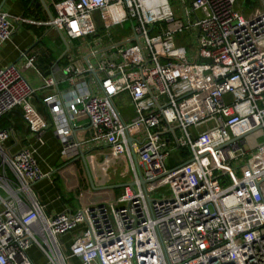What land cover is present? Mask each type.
Returning <instances> with one entry per match:
<instances>
[{"label":"built area","instance_id":"built-area-1","mask_svg":"<svg viewBox=\"0 0 264 264\" xmlns=\"http://www.w3.org/2000/svg\"><path fill=\"white\" fill-rule=\"evenodd\" d=\"M37 3L44 22L0 9V45L42 25L62 40L64 64L42 74L27 51L0 68V119L19 110L39 146L51 130L92 191L117 186H107L117 167L130 179L116 198L80 192L79 208L45 217L33 185L50 174L33 147L4 149L14 130L0 129V264H35L32 246L42 264H66L57 238L78 227L69 256L80 264H264V0H175L180 18L169 0ZM127 22L129 35L112 32ZM29 69L54 91L48 118L30 103Z\"/></svg>","mask_w":264,"mask_h":264},{"label":"crops","instance_id":"crops-1","mask_svg":"<svg viewBox=\"0 0 264 264\" xmlns=\"http://www.w3.org/2000/svg\"><path fill=\"white\" fill-rule=\"evenodd\" d=\"M44 1L51 4V2H57L58 0ZM0 7L2 11L8 12L13 16H23L24 18L33 22L46 21V16L43 13V7L37 3V0H30V2L27 1L26 5L20 0H0ZM47 31L48 29L45 26L30 23L15 27V32L11 38L7 42L0 45V68L11 64H15L18 67L23 65L24 61L21 57V53H27V51H33L38 54L36 63L38 70L42 74H47L49 70L55 66H62L64 64V61L61 57L63 51L60 53L52 52V50L47 45L48 42H50L49 40L47 44L46 42L44 45L42 44L44 39H57L53 33L50 35L47 34ZM30 70L31 69L28 71L26 70L24 72V76L26 80H28L31 87L38 91L35 97L30 100V103L38 111V113H40L44 118H48L46 109L42 105V100L44 97L52 94L54 91L43 89V84L39 76L30 72ZM6 116H8L6 120H0V129H3L5 126L12 128L14 130V140H11L9 143H5L3 148L10 150L11 153H15L22 148L28 146L33 147L36 151V158L41 169L44 173L48 172L50 174L48 178H44L33 185V191L37 200L42 206V213L45 217H51L63 211H74L79 208L82 203L79 198L80 192H83V194L88 193L89 197L92 199L93 197H96L95 200H92V202L99 201L101 197L104 198L101 196L104 193L113 199V191L110 188H107L106 190L93 191L89 189L90 186L87 179L85 176L83 177L80 174V171L77 168V166H80V168H82V170L85 172L82 163L78 160H66L60 156V143L55 138L51 130H48L44 134V144L39 146L35 142L33 136L27 131L26 126L20 116L19 110H15ZM89 134L90 133L86 129L80 130L78 132V137L80 139H85L89 136ZM62 167H66L64 172H61L62 174L59 172V174L63 176V181L64 178H66L65 172L74 168L78 185H81L79 188L76 186V184L70 189L66 188L62 182L58 180L55 170H58V168L60 169ZM85 180L86 184L84 183ZM82 187H86L84 188L86 190L80 191ZM71 189L75 192H79L78 196L72 197L70 195L72 191ZM80 230L81 227H78L76 230L57 238L59 249L65 258L66 264H80L79 260L70 258L69 256V247L73 239L77 236V234L80 233ZM28 255L35 264H42L44 262V258L36 246H32L28 250Z\"/></svg>","mask_w":264,"mask_h":264},{"label":"rangeland","instance_id":"rangeland-1","mask_svg":"<svg viewBox=\"0 0 264 264\" xmlns=\"http://www.w3.org/2000/svg\"><path fill=\"white\" fill-rule=\"evenodd\" d=\"M48 4H49V2H47ZM169 3H170V5H171V8L173 9V11H175L176 12V14H178V11H176V4H175V0H169ZM49 9H50V11L52 12V10H53V8H52V6H51V4H49ZM178 18H180V14H178V16H177ZM29 20V19H28ZM36 21H40V20H36ZM160 25H162V24H157L156 26H160ZM150 27H148V29H149ZM112 32H117V34H121V35H124V36H126V35H129L130 34V24H129V22H127V23H125L124 24V26H123V29H121L120 27H117V28H114V29H112ZM188 34V39L187 40H185V42H182V40H181V42L183 43V44H185V45H187V42H190L191 40H193V35H191L190 36V34L189 33H185V34H183V35H187ZM181 38V36L179 37H177V40H179ZM55 39V38H54ZM48 40L50 41V42H48ZM45 42H46V44H47V42H48V46H49V48L52 50V52H57V53H60L61 51H63V47H62V40L61 39H55V40H52V39H50V38H48V39H44V41H43V45L45 44ZM193 45H194V41H193V43H192ZM62 48V49H61ZM189 50V49H188ZM192 54H193V49H192ZM189 58V57H188ZM189 62L191 63L192 62V60H189ZM30 72H32V73H35L33 70H30ZM114 104H115V106H116V108L118 109V111H119V113L121 114V116L123 117V119L126 121V122H128V121H130V119L134 116V113H133V107H132V105H131V103H130V100H129V98L126 96V95H121V96H119V97H117V98H115L114 99ZM83 118H81V119H79L78 120V122H80V124H85V122H86V119H83ZM60 143V142H59ZM60 149H61V144H60ZM255 153H252L251 155L253 156ZM179 156H180V153H174V154H172L171 155V157L168 159V160H166V162H165V166H166V168L167 169H171V168H173V167H175V166H177V165H179L180 164V161L179 160H176L177 158H179ZM245 159H242L241 161H244ZM236 164H233V167L235 166ZM77 168L79 169V171H80V174L84 177L85 176V173H84V171L82 170V168H80V166H77ZM64 169H66V167H62V168H58V170H55V173L57 174V176L56 177H58V180L59 181H61L62 182V184L66 187V188H72V187H74L75 186V184H76V186H78V188H79V186H81V185H78V181H77V179H76V175H75V171H74V168H72V169H69V170H67L66 172H65V177L66 178H64V181H63V176L61 175L63 172H64ZM117 175H116V177L115 178H111L110 179V181H108V185L107 186H110V184L111 185H118V184H121V183H123V182H126V181H128L129 179H130V177H127V178H122L121 177V174H120V172H121V167H117ZM240 170H242V169H240ZM59 172L61 173V174H59ZM113 176V175H112ZM111 176V177H112ZM86 177V176H85ZM84 183L86 184V180L84 181ZM69 185V186H67V185ZM84 188H86V187H82L81 188V190L80 191H85L86 189H84ZM77 189V188H76ZM72 190V189H71ZM112 191H113V198H116L117 196H118V194L120 193V188H114V189H112ZM78 193L79 192H75L74 190H72L71 191V193H70V195L73 197V196H78ZM106 193H104V194H102L101 196H103L104 198H106V199H108V195H105ZM155 196H158V194H154ZM83 196H84V198L85 199H90V200H95V198L96 197H93V199L92 198H90L89 197V195H88V193H84L83 194ZM110 198V197H109ZM112 199V198H111Z\"/></svg>","mask_w":264,"mask_h":264},{"label":"water","instance_id":"water-1","mask_svg":"<svg viewBox=\"0 0 264 264\" xmlns=\"http://www.w3.org/2000/svg\"><path fill=\"white\" fill-rule=\"evenodd\" d=\"M0 9H1V7H0ZM128 142H130V140H128ZM81 159H82V161H83V157H82V156H81ZM83 165H84V167H85V171L87 172V169H86V166H85L84 162H83ZM87 174H88V172H87ZM89 181H90V180H89ZM141 183L143 184V181H141ZM123 186H124V185L111 186L110 189L121 188V187H123Z\"/></svg>","mask_w":264,"mask_h":264},{"label":"trees","instance_id":"trees-1","mask_svg":"<svg viewBox=\"0 0 264 264\" xmlns=\"http://www.w3.org/2000/svg\"><path fill=\"white\" fill-rule=\"evenodd\" d=\"M20 1H21L23 4H25V5H26L27 1L30 2V0H24V1H23V0H20ZM7 117H8V116H4V117L1 118L0 120H6ZM4 128H8V127L5 126Z\"/></svg>","mask_w":264,"mask_h":264}]
</instances>
